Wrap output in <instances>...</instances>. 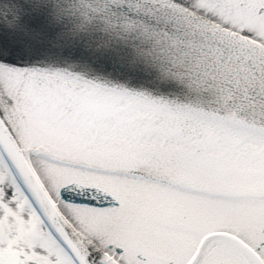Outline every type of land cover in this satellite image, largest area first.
<instances>
[{"label": "snow or ice", "instance_id": "1", "mask_svg": "<svg viewBox=\"0 0 264 264\" xmlns=\"http://www.w3.org/2000/svg\"><path fill=\"white\" fill-rule=\"evenodd\" d=\"M0 264H264V0H0Z\"/></svg>", "mask_w": 264, "mask_h": 264}]
</instances>
